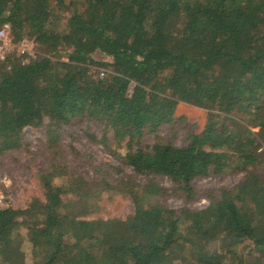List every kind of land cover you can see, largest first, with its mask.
Instances as JSON below:
<instances>
[{
  "label": "trees",
  "instance_id": "obj_1",
  "mask_svg": "<svg viewBox=\"0 0 264 264\" xmlns=\"http://www.w3.org/2000/svg\"><path fill=\"white\" fill-rule=\"evenodd\" d=\"M3 22L44 54L0 60V155L26 127L86 121L190 198L197 177L246 174L203 209L164 206L150 180L125 219H85L51 170L43 199L0 207V264H29L23 239L31 264H264V0H0ZM177 124L184 144L139 145Z\"/></svg>",
  "mask_w": 264,
  "mask_h": 264
},
{
  "label": "rangeland",
  "instance_id": "obj_2",
  "mask_svg": "<svg viewBox=\"0 0 264 264\" xmlns=\"http://www.w3.org/2000/svg\"><path fill=\"white\" fill-rule=\"evenodd\" d=\"M37 48V53L44 54L41 47ZM71 50L64 48L62 58L67 59L66 53ZM189 133L188 126L167 125L157 135H144L139 145L152 144L157 137L182 145ZM55 135H48L42 127H26L20 146L0 155V207L27 208L33 200L43 199L46 182L43 177L51 170L54 171L52 182L70 189L66 197L72 200V212L85 219H125L134 213L136 206L131 188L150 180L163 187L161 195L154 198L164 206L177 210L203 209L220 197L222 190L236 188L246 174L229 171L197 177L192 183L195 195L190 198L178 183L166 176L138 174L125 161L128 150L125 142L114 139L112 132L98 123L74 122ZM53 137L55 140L51 141ZM86 190L91 194L84 195ZM34 214L42 217L35 211ZM22 245L26 262L31 264L30 243L23 239Z\"/></svg>",
  "mask_w": 264,
  "mask_h": 264
},
{
  "label": "built area",
  "instance_id": "obj_3",
  "mask_svg": "<svg viewBox=\"0 0 264 264\" xmlns=\"http://www.w3.org/2000/svg\"><path fill=\"white\" fill-rule=\"evenodd\" d=\"M15 52L20 57H35L37 55L34 43L31 40L23 38L15 43L12 39L11 23L3 22L0 24V60H6ZM101 75H105L104 71L101 72Z\"/></svg>",
  "mask_w": 264,
  "mask_h": 264
}]
</instances>
